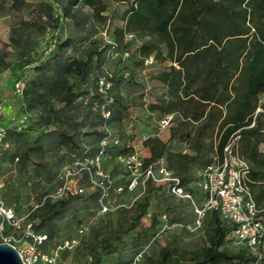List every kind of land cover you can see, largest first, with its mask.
Returning a JSON list of instances; mask_svg holds the SVG:
<instances>
[{"label": "trees", "instance_id": "trees-1", "mask_svg": "<svg viewBox=\"0 0 264 264\" xmlns=\"http://www.w3.org/2000/svg\"><path fill=\"white\" fill-rule=\"evenodd\" d=\"M9 1L21 4L25 0ZM122 1L127 5L120 15L123 24L113 29L114 40L121 42L126 34L136 35L141 41L135 51L138 59L133 63L143 65L148 59L160 63L157 71L145 70L149 79L165 87L162 94L148 100L147 109L159 112L163 116L160 120L176 115L182 128L171 126L168 140L183 141L191 150V153L172 151L168 149V140L149 136L143 141L149 155L139 160L141 171L165 158L166 168L177 175L181 185L198 200V183L203 171L222 161L224 147L235 138L238 152L248 164L246 185L256 203L264 204V0ZM52 5L55 8L47 5V18L54 31L46 41L47 46L40 53L29 55L31 47L19 44L25 48L21 51L22 62L9 66L14 84L21 83V94H14L9 103L22 110L19 116L26 114L29 119L20 130H7L6 138L13 133L25 137L21 164L28 162L32 153L47 148H67L76 152L66 159L48 196L60 186V175L65 168L85 157L100 155L101 168L109 179V196L105 202L128 204L123 195L137 186L129 189L131 175L126 170L123 182H118L117 177L108 172L107 164L121 156L134 155L133 146L111 134L107 125L120 126L124 115L129 114L128 105L114 89L121 83L135 86L137 79L126 75L131 70L126 62L114 69H103L99 60L104 50L97 40H92L94 48L88 55L79 53L78 47L88 39L92 26V18L84 7L99 16L106 9L104 0H52ZM53 9H56V18L50 13ZM65 20L72 24L69 30L65 28ZM44 27L45 24H40V28ZM91 54L96 57L94 64L90 62ZM28 71L35 73L33 78L27 77ZM100 78L111 83L105 92H100ZM38 104L47 107L31 118L26 107ZM103 110L109 112L107 117L102 115ZM190 125H194L193 128ZM43 136L50 140L45 141ZM89 136L93 137L87 142ZM102 140L107 142L103 148L100 146ZM193 166L200 168V173L187 176ZM78 185L84 193L47 199L45 208L37 214L39 223L49 222L59 215L70 199L92 200L99 213L100 190L91 187L87 171H82ZM119 187L122 188L120 192L117 191ZM142 190L146 193L136 202L125 224L107 230L90 244V264H99L102 254L112 253L115 243L138 226L147 213L150 198L157 191L175 197L164 185H156L150 179L145 181ZM128 210L117 207L106 213L124 214ZM207 216L211 225L206 241L187 259L165 246L160 249L156 262L151 264H262L258 250L264 246V235L253 247L235 238L234 225L223 220L215 209L205 213L200 227ZM160 217L165 219L166 215ZM195 219L194 213V222ZM151 222H156L155 215ZM30 225L33 232L46 236L39 247L53 237L52 231L41 233L39 225L33 222ZM143 235L138 232L135 240ZM227 240L238 244L239 248L229 250L225 245ZM138 255L140 257L141 253Z\"/></svg>", "mask_w": 264, "mask_h": 264}, {"label": "rangeland", "instance_id": "rangeland-1", "mask_svg": "<svg viewBox=\"0 0 264 264\" xmlns=\"http://www.w3.org/2000/svg\"><path fill=\"white\" fill-rule=\"evenodd\" d=\"M104 3L106 9L99 16L93 15L94 11L84 7V11H87L92 18V26L88 27L91 29L90 36L79 45L78 50L80 55H88L94 48L92 40H97L99 47L104 50L99 60L103 69H114L122 62L130 66L131 70L126 75L135 76L136 85L121 83L114 89V93L120 94L123 103L128 105L129 114L124 115L120 126L111 123L107 128L111 134L118 135L123 143L127 142L133 146L134 155L138 160H144L149 155L148 148L143 143L147 137L157 136L165 141L168 140L171 126L182 127L178 125L176 115H169L171 116L169 124L161 128L159 123L163 116L157 111L151 112L147 109L148 100L162 94L165 87L149 79L145 75V70L157 71L160 63L154 59H148L143 65L138 66L133 63L138 59L135 51L141 41L140 38L126 34L121 42H117L113 36L114 27L123 24L120 15L127 3L122 0H104ZM47 5L55 8L52 0H25L21 4L0 0V125L6 126L9 132L15 130L13 121L22 111L18 106L9 103V99L14 97L15 81L9 66L12 63L22 62L21 51L25 48L24 45L19 44L31 47L29 55L38 54L47 46L46 41L54 31L48 25ZM55 10L50 11L52 18L57 17ZM64 23L67 30L72 27L70 20H65ZM40 24H45V27L40 28ZM95 59V55L91 54V64L96 62ZM26 74L31 79L35 73L28 71ZM46 107L47 105L38 104L34 107L27 105L26 108L31 118H35L36 115L43 113ZM190 126L193 128L194 125ZM43 137L45 141L50 140L48 136ZM92 137H87V142H90ZM24 138L23 135L10 134L6 138L7 145L0 151V200L15 211L24 228L25 225L33 222L40 226L39 232L46 234L53 232V237L39 247L41 251L55 253V250L63 246L66 240L69 242L67 247L57 249L55 264H90V244L107 230L124 225L129 214L133 212L136 202L141 200L146 192L139 185L133 191L124 194L123 198L130 204L129 210L124 214L98 213L92 200L70 199L59 215L49 222L39 223L37 214L45 208L47 199L52 200L53 197L48 194L54 189L58 172L66 159L76 152L67 148L56 150L47 148L32 153L29 161L21 164L20 155L25 145ZM168 149L191 153L186 143L177 139L168 140ZM16 157L19 158L18 161ZM162 160L168 165L165 158ZM107 170L117 177L118 182H123L122 175L126 172L118 159L109 161ZM200 171V168L193 166L187 176L198 175ZM161 214H165L166 218L160 219ZM153 215L156 220L154 223L151 222ZM1 222L0 217V224ZM210 225L211 221L207 216L201 227L196 226L190 204L159 190L150 198L147 213L141 218L138 226L129 231L121 241L115 243L112 253L102 254L99 264L155 263L160 249L165 246L176 250L180 258L187 259L194 249L206 241ZM22 229L4 222L2 227L0 226V242H3L5 236H10L13 238L11 241L13 246L23 245ZM138 232H143L144 235L139 240H135ZM225 245L231 251L239 248L238 244L229 240ZM258 252L262 255V264H264V246H261Z\"/></svg>", "mask_w": 264, "mask_h": 264}, {"label": "built area", "instance_id": "built-area-1", "mask_svg": "<svg viewBox=\"0 0 264 264\" xmlns=\"http://www.w3.org/2000/svg\"><path fill=\"white\" fill-rule=\"evenodd\" d=\"M98 84L100 92H105L111 86V83L105 78H100ZM14 94L16 96L21 94V83L14 84ZM102 115L107 117L109 112L103 110ZM28 119L26 114L18 116L13 121L14 127L20 130L28 122ZM170 119L171 116H167L160 120V127H166ZM6 135L7 127L0 125V151L2 147L7 145L5 143ZM234 139L224 147L222 161L208 166L203 171L202 180L198 183L200 192L198 200L181 185L180 178L167 169L163 161L149 165L141 171L142 163L135 155L121 156L118 159L131 175L129 189H133L139 184L144 189V183L148 179L156 185H164L175 197L189 201L196 214V226H200V220L208 210L215 209L223 220L234 225L233 236L235 238L254 247L259 244L264 235V204L256 203L246 185L248 164L240 156ZM106 144V140H102L100 143L101 148ZM100 160V155L85 157L81 161H75L71 167L65 168L60 175L61 184L52 197L57 199L66 196L68 193H84V189L78 185V180L84 170L88 172L91 187H97L100 190L99 213L103 214L117 207H130V204L125 203L109 205L105 202L109 196L107 186L109 179L101 168ZM140 176L141 179H139ZM121 190V187L117 188L118 192ZM0 217L2 218L1 227L6 222L15 228H23L21 236L23 245L16 248L24 264H55L57 249L69 245L66 240L63 246H59L55 250V253L41 251L39 245L45 240L46 236L33 232L30 223L25 225L24 228L22 221L15 216L13 209L5 205L2 200H0ZM12 240L13 238L10 236L3 238V242L9 244Z\"/></svg>", "mask_w": 264, "mask_h": 264}, {"label": "water", "instance_id": "water-1", "mask_svg": "<svg viewBox=\"0 0 264 264\" xmlns=\"http://www.w3.org/2000/svg\"><path fill=\"white\" fill-rule=\"evenodd\" d=\"M0 264H24V262L16 247L0 242Z\"/></svg>", "mask_w": 264, "mask_h": 264}, {"label": "crops", "instance_id": "crops-1", "mask_svg": "<svg viewBox=\"0 0 264 264\" xmlns=\"http://www.w3.org/2000/svg\"><path fill=\"white\" fill-rule=\"evenodd\" d=\"M200 198V197H199Z\"/></svg>", "mask_w": 264, "mask_h": 264}]
</instances>
